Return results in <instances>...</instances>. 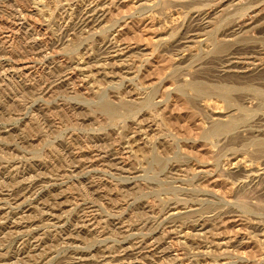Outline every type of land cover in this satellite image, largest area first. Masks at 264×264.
I'll return each instance as SVG.
<instances>
[{
	"label": "rangeland",
	"instance_id": "obj_1",
	"mask_svg": "<svg viewBox=\"0 0 264 264\" xmlns=\"http://www.w3.org/2000/svg\"><path fill=\"white\" fill-rule=\"evenodd\" d=\"M0 264H264V0H0Z\"/></svg>",
	"mask_w": 264,
	"mask_h": 264
},
{
	"label": "bare ground",
	"instance_id": "obj_2",
	"mask_svg": "<svg viewBox=\"0 0 264 264\" xmlns=\"http://www.w3.org/2000/svg\"><path fill=\"white\" fill-rule=\"evenodd\" d=\"M103 105V104H102ZM104 107H106V109H108L109 111L112 109V107H111V105L110 104H107V105H105ZM114 110H115V108H114ZM113 112V111H112ZM226 125V124H225ZM216 133H218V132H216Z\"/></svg>",
	"mask_w": 264,
	"mask_h": 264
}]
</instances>
